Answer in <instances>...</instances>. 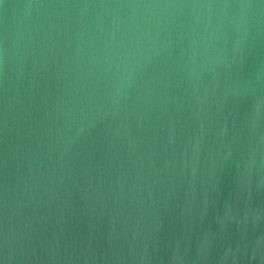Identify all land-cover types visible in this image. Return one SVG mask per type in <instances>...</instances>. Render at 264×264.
<instances>
[{
  "label": "water",
  "instance_id": "water-1",
  "mask_svg": "<svg viewBox=\"0 0 264 264\" xmlns=\"http://www.w3.org/2000/svg\"><path fill=\"white\" fill-rule=\"evenodd\" d=\"M0 264H264V0H0Z\"/></svg>",
  "mask_w": 264,
  "mask_h": 264
}]
</instances>
